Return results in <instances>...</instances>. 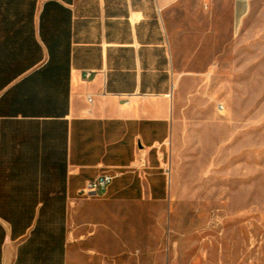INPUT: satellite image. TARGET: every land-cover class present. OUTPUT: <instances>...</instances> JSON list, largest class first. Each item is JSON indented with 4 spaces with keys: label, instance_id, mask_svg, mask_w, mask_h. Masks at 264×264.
<instances>
[{
    "label": "crops",
    "instance_id": "crops-1",
    "mask_svg": "<svg viewBox=\"0 0 264 264\" xmlns=\"http://www.w3.org/2000/svg\"><path fill=\"white\" fill-rule=\"evenodd\" d=\"M251 1L0 0V264H68L73 231L100 251L129 206L168 198L177 55L223 44Z\"/></svg>",
    "mask_w": 264,
    "mask_h": 264
},
{
    "label": "rangeland",
    "instance_id": "rangeland-1",
    "mask_svg": "<svg viewBox=\"0 0 264 264\" xmlns=\"http://www.w3.org/2000/svg\"><path fill=\"white\" fill-rule=\"evenodd\" d=\"M222 35L177 55L168 198L129 206L100 251L73 231L68 264H264V0Z\"/></svg>",
    "mask_w": 264,
    "mask_h": 264
},
{
    "label": "built area",
    "instance_id": "built-area-1",
    "mask_svg": "<svg viewBox=\"0 0 264 264\" xmlns=\"http://www.w3.org/2000/svg\"><path fill=\"white\" fill-rule=\"evenodd\" d=\"M91 73L86 74V78H89ZM90 101V99H89ZM115 176L110 174H102L96 179L89 181L86 186L80 191V196L85 199L99 198L103 195V192L113 183Z\"/></svg>",
    "mask_w": 264,
    "mask_h": 264
}]
</instances>
